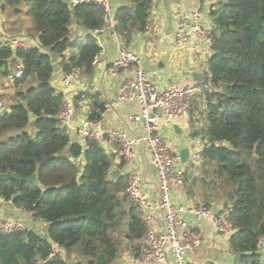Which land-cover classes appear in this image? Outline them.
Wrapping results in <instances>:
<instances>
[{"label":"trees","instance_id":"obj_1","mask_svg":"<svg viewBox=\"0 0 264 264\" xmlns=\"http://www.w3.org/2000/svg\"><path fill=\"white\" fill-rule=\"evenodd\" d=\"M131 1L134 7L116 13L117 30L127 42L147 30L152 8V0ZM25 5L39 45L0 44V75L9 77L21 60L24 76L16 84L35 78L37 85L17 91L11 110L0 114V173L37 172L40 185L0 180V197L46 222L48 230L46 236L29 228L1 235L0 264H116L123 250L116 234L123 226L130 244L142 242L145 234L143 218L126 193L129 175L111 176L116 155L100 142L88 140L85 148L71 142L58 120L63 96L52 85L55 57L74 45V21L90 34L77 56L61 61L62 69L79 66L93 75L100 46L92 32L103 26L104 7L91 0H2L1 9L19 16ZM210 17L215 37L205 81L201 174L225 200L237 264H262L257 242L264 235V0H222ZM91 97L88 117L100 121L104 102ZM30 115L36 118L35 135L29 133Z\"/></svg>","mask_w":264,"mask_h":264},{"label":"crops","instance_id":"obj_2","mask_svg":"<svg viewBox=\"0 0 264 264\" xmlns=\"http://www.w3.org/2000/svg\"><path fill=\"white\" fill-rule=\"evenodd\" d=\"M222 0H152V8L150 11L147 30L144 32H136L130 42H127L120 36V42L107 32H101L100 38L104 52L95 63V70L92 76H83L76 80L73 85L66 90V98L74 107L73 119L67 132L71 138V142L79 143L85 148L87 140H85L80 132L79 126L88 117L92 110V95H98V98L104 101H114L118 98L122 83L133 76L130 71H123L113 75L108 72L111 64L121 58L120 46L128 48L139 56L143 68L147 71L151 81L160 89L166 88L171 82H177L181 87L198 84L200 89L197 92L190 114L173 121L168 120L161 110H154L159 120V127L162 134L168 139L173 152L180 156V152L184 148H189L190 158L187 163H180L179 166L184 170L186 177V189H176L174 193V201L176 205H197L203 201L209 204L215 211H222L224 207V198L221 197L220 190L215 189L209 179H205L201 174L199 163L201 159H195L194 152L200 150L204 145L203 128H206L205 115L208 109L207 92L208 89L205 81L210 75L208 59L211 52L203 53L204 46L198 41H191L187 44L177 43L175 33L178 26V10L198 8L204 11L206 22L212 25L210 17L211 5H218ZM131 0H111L113 12L117 13L119 8L124 6H132ZM71 38L74 45L69 47L63 55L55 57V72L52 78V85L56 91L64 90L63 75L64 70L61 61L77 56L81 47L87 42L90 32L80 25L73 22L71 27ZM5 37L24 38L30 46L39 45V35L33 31L32 26L25 23V27L9 31L0 23V43ZM120 43V44H119ZM20 67L21 60L17 61ZM18 70V68H17ZM16 72V71H15ZM14 72V73H15ZM12 73L11 75H13ZM201 74V78L197 81L194 74ZM10 75V76H11ZM3 77L0 75V109L2 113L11 110L6 109L5 103L15 101L17 91H25L31 86L37 85L27 80L16 84V80L11 77ZM23 84L22 87L19 85ZM34 84V85H31ZM31 85V86H30ZM80 98V100H79ZM78 99V100H77ZM141 104L137 100H131L119 104L105 112L100 120V131L109 133L113 130L126 131L131 139L137 141L136 158L123 167H119L120 160L115 159L112 169L118 170L120 174L127 171L138 172L142 177V187L153 201L159 198V177L155 166L151 161V154L148 144L145 141L147 134L142 123L133 122L129 119L131 114L140 113ZM35 116L30 115L29 133L35 135L34 127ZM177 126V130L175 129ZM194 130L198 131L197 133ZM106 151L116 155L119 146L116 144L103 145ZM193 156V157H192ZM83 160V158H80ZM126 165V166H125ZM128 174V175H129ZM21 208V209H20ZM138 210V209H137ZM0 212L5 219L19 218L25 222L26 228H33L34 215L15 206L12 202L6 201L0 197ZM184 220L190 229L197 230L202 233V242L198 248L189 253V257L196 264H237V256L230 246L231 234H226L215 228L213 222L205 217L194 214L184 215ZM164 223L162 211H157L153 226L156 230H162ZM47 224V223H46ZM31 225V226H30ZM48 226V224H47ZM37 231V230H36ZM128 240L123 242L122 254L116 264H143L141 262V254L135 256L136 251ZM150 264H175L173 256H169L164 263Z\"/></svg>","mask_w":264,"mask_h":264},{"label":"built area","instance_id":"obj_3","mask_svg":"<svg viewBox=\"0 0 264 264\" xmlns=\"http://www.w3.org/2000/svg\"><path fill=\"white\" fill-rule=\"evenodd\" d=\"M96 1L104 7V14L102 28L92 32L100 46V52L95 56L94 63L98 62L104 52L100 38L101 32L111 34L120 42V34L117 30L118 20L116 13L113 12L111 0ZM210 10H208L209 13ZM177 14L178 26L175 33L177 43L187 44L191 41H198L204 46L203 53L209 51L212 54L215 31L213 23L209 25L206 22L204 11L198 8L179 9ZM0 44L8 45L13 49L31 47L27 40L19 37H5L1 39ZM119 50L121 58L109 66L108 72L116 75L131 70L133 76L122 83L116 100L104 101L105 110L102 112V117L107 110L127 101L137 100L141 104V112L131 114L129 119L144 125L147 132L144 139L148 144L151 161L157 169L159 177V198L157 201H153L144 191L142 177L138 172H130L126 188L127 195L137 207L145 223V234L141 242V262L143 264L164 263L169 256H173L175 264H196L190 259L189 253L200 246L203 236L201 232L187 226L184 215L194 214L208 218L213 222L216 229L229 235L235 232V228L227 211H215L206 202L201 201L197 205L191 206L176 205L174 201L175 190L186 189L185 172L179 166L181 157L173 152L168 139L162 134L154 110H161L165 117L171 121L188 116L200 87L198 84L181 87L179 83L171 82L166 88L160 89L151 81L138 55L124 46H120ZM23 76L24 70L20 66L10 77L20 79ZM83 76H87V74L79 66H74L69 71H65L63 75L64 90L62 92L57 91L63 96V107L58 113V120L60 127L65 131L70 126L74 114V107L66 98V90ZM0 106H2L1 103ZM99 129L100 121H94L89 117L85 118L79 126L81 136L87 141L96 140L102 145H118L116 159L120 160V163L123 161L128 164L136 158L137 141L131 139L126 131L113 130L104 133ZM194 157L200 159L198 148L194 152ZM157 211H162L164 219L160 231L153 226ZM25 229L26 225L23 220L19 218L5 219L0 212V236ZM59 249L56 248L57 252L60 253ZM257 250L261 262L264 264V235L258 239ZM205 264L212 263L207 262Z\"/></svg>","mask_w":264,"mask_h":264},{"label":"rangeland","instance_id":"obj_4","mask_svg":"<svg viewBox=\"0 0 264 264\" xmlns=\"http://www.w3.org/2000/svg\"><path fill=\"white\" fill-rule=\"evenodd\" d=\"M1 6H2V0H0V23L4 26V27H7V29L9 31H12V30H15V29H18L19 27L17 26L16 23H20L22 24L23 27H25V23L30 26H33L34 25V21H33V18L27 14V11H28V8L27 6L25 5V7L23 8L24 9V12L22 14H20L19 16H15L13 15L11 12V9H7L6 11H3L1 9ZM34 31V30H33ZM5 78V77H4ZM29 83L30 82H37V79L35 78H29L28 79ZM31 85H34V84H31ZM30 85V86H31ZM20 87L23 86V84L19 85ZM15 102V101H14ZM14 102H11L9 101L8 103H5V107L6 109H10V107L12 106V104ZM204 142H205V139H204ZM203 147L200 148L199 150V153L200 151L202 150ZM201 163H199L198 166H200ZM31 226V225H30ZM47 224L46 222L42 221L41 219H35L34 220V223H33V228L35 230H37V232L41 235H44L46 236L47 235ZM125 230H126V225L123 226L122 230L119 231L116 235L123 240V242L126 241L125 239ZM133 243L134 244V247H139V249L136 251L141 254V241H134ZM57 247V246H56ZM60 250V253L63 255L64 254V251L62 249H59ZM76 259H79V256H74ZM74 258V259H75ZM141 258V257H140Z\"/></svg>","mask_w":264,"mask_h":264},{"label":"water","instance_id":"obj_5","mask_svg":"<svg viewBox=\"0 0 264 264\" xmlns=\"http://www.w3.org/2000/svg\"><path fill=\"white\" fill-rule=\"evenodd\" d=\"M91 3H96V0H91ZM132 6L134 7L135 4H132ZM12 58H15V55H13ZM194 78H195V80L198 81L201 78V74L195 73L194 74ZM2 112H3V109H0V114H2ZM175 129L177 130V126H175ZM194 132L197 133L198 131L194 130ZM65 152L67 154H69L70 153L69 148H67L65 150ZM180 157H181V162L182 163H187V161L190 158V150H189V148L182 149L181 152H180ZM71 159L74 160V157L71 156ZM126 174L128 175L129 171H127ZM119 175H120V172L118 170H114L111 173V176L113 178H116ZM10 179H13V180H16V181H19V182H33V183H35L37 185H40V181L38 179L37 172H34L33 174H31L29 176H22V175L18 174L17 172H14L12 170H9L6 173H0V180L1 181H7V180H10ZM73 218H75V217H73V216L65 217L64 221L71 220Z\"/></svg>","mask_w":264,"mask_h":264},{"label":"bare ground","instance_id":"obj_6","mask_svg":"<svg viewBox=\"0 0 264 264\" xmlns=\"http://www.w3.org/2000/svg\"><path fill=\"white\" fill-rule=\"evenodd\" d=\"M119 25V24H118ZM118 25H117V27H118ZM130 71V70H129ZM126 166V165H125ZM130 201V200H129ZM131 202V201H130ZM132 203V202H131ZM133 205V204H132ZM21 209V208H20Z\"/></svg>","mask_w":264,"mask_h":264}]
</instances>
